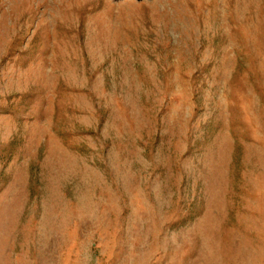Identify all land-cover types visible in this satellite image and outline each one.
Returning <instances> with one entry per match:
<instances>
[{"label":"rangeland","instance_id":"rangeland-1","mask_svg":"<svg viewBox=\"0 0 264 264\" xmlns=\"http://www.w3.org/2000/svg\"><path fill=\"white\" fill-rule=\"evenodd\" d=\"M0 264H264V0H0Z\"/></svg>","mask_w":264,"mask_h":264}]
</instances>
